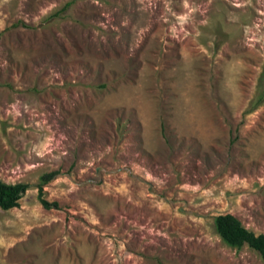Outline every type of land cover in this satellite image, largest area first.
<instances>
[{"label": "rangeland", "instance_id": "rangeland-1", "mask_svg": "<svg viewBox=\"0 0 264 264\" xmlns=\"http://www.w3.org/2000/svg\"><path fill=\"white\" fill-rule=\"evenodd\" d=\"M261 95L264 0H0V264H264Z\"/></svg>", "mask_w": 264, "mask_h": 264}, {"label": "trees", "instance_id": "trees-1", "mask_svg": "<svg viewBox=\"0 0 264 264\" xmlns=\"http://www.w3.org/2000/svg\"><path fill=\"white\" fill-rule=\"evenodd\" d=\"M65 4L56 14L64 12L70 7ZM262 98V95L259 97ZM264 99V96L263 98ZM58 172L52 171L40 176L37 185V198L42 207L46 210L57 208L56 202H48L43 197V186L54 180ZM29 189V185L23 183L6 184L0 181V210L8 211L19 206V200ZM214 229L220 239L229 247L240 249L247 246L264 261V234H254L247 230L241 222L231 214L219 215L214 218Z\"/></svg>", "mask_w": 264, "mask_h": 264}]
</instances>
